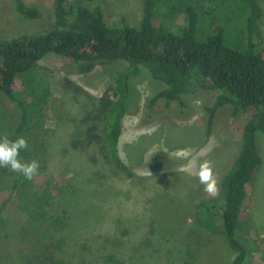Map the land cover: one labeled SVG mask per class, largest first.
<instances>
[{
    "label": "rangeland",
    "instance_id": "rangeland-1",
    "mask_svg": "<svg viewBox=\"0 0 264 264\" xmlns=\"http://www.w3.org/2000/svg\"><path fill=\"white\" fill-rule=\"evenodd\" d=\"M24 1L41 6L43 20L19 19L13 0H0L1 36L35 34L53 22L54 0ZM78 1L68 0L66 5ZM204 1L209 10L215 6ZM93 2L101 3L110 24L125 18L134 27L140 25L143 0ZM258 2L263 16L256 42L264 47V0ZM170 4L169 0L161 4L160 19L170 29H177L186 19L175 11L172 15L173 10L166 16ZM218 12L209 11L204 22L201 20L198 39L210 34L216 16L223 20L227 45L247 47L243 12L238 8ZM43 62L52 72L42 69L38 79H49L53 100L42 134L48 167L59 188L52 191L45 216L29 217L18 208L20 194L12 190L21 174L0 167V172L5 171L0 177V204L11 199L13 213L0 235V264H58L57 259L67 264H115L111 255L123 264H231L235 252L222 233L221 217L214 218L218 228L214 233L197 216L198 205L217 195L205 193L198 177L183 169L192 167L196 158L210 159L221 183L238 153L249 113L235 112L230 104L222 106L208 136L206 108L213 105L215 91L185 95V108L172 103L166 109L160 101L154 111H148L147 100L166 84L142 67L131 81L130 109L118 146L120 157L134 174L128 176L106 157L107 151L100 152V142L91 143L86 135L89 126L100 127L101 121L89 116L97 115L101 98L113 92L116 71L127 63L98 64L82 73L77 65L56 63L51 57ZM66 79L72 86L66 85ZM0 117V135L10 137L19 114L1 92ZM85 118L87 124L82 121ZM259 147L264 158V133L259 135ZM201 152L207 156H200ZM250 184L239 233L250 249L247 264H264V163Z\"/></svg>",
    "mask_w": 264,
    "mask_h": 264
},
{
    "label": "trees",
    "instance_id": "trees-1",
    "mask_svg": "<svg viewBox=\"0 0 264 264\" xmlns=\"http://www.w3.org/2000/svg\"><path fill=\"white\" fill-rule=\"evenodd\" d=\"M67 1L54 0L53 22L45 31L11 38L0 35V92L14 103L19 114L10 138L26 137L28 147L21 151L20 159L40 163L39 172L33 179L20 175L13 181V192L21 196L18 208L29 217L45 216L52 191L59 188L48 167L42 134L53 100L49 79H38L42 69L48 68L46 70L52 72L43 61L51 57L56 63L75 64L82 73L91 72L98 64L124 61L127 65L116 71L112 94L106 92L97 115L89 116L91 119L97 117L101 121L100 127L89 126L86 135L89 142H100V152L107 151L106 157L128 176L134 174L120 157L118 146L123 120L130 109L131 81L142 67L166 84L165 89L147 100L148 111H154L160 101H164L166 109L172 103L185 108V95L198 90L215 91L217 96L213 105L206 108L208 136L222 106L230 104L235 112L249 113L238 153L221 179L219 193L213 200L201 202L197 208L200 223L214 233L218 231L214 218L221 217L222 233L235 252L231 264H247L250 249L244 244L239 229L248 187L264 163L259 147V135L264 133V47L256 42L263 9L258 0H206L215 5L210 10L204 0H169L171 4L167 6L170 9L166 16L173 10L172 15L175 11V15L186 19V24L177 29H170L160 19V7L165 0H143L138 27L130 25L125 18L121 23L110 24L100 2L79 0L75 5L67 6ZM13 6L19 19L44 18V9L37 4L13 0ZM235 8L246 18L247 47L227 45L221 25L223 20L216 16L209 26L210 34L203 40L198 39L201 20L204 22L209 11L218 15L219 10L232 12ZM65 83L72 86L69 79ZM86 120H82L84 124H87ZM4 173L0 172V177L3 178ZM11 214V199H7L0 204V235ZM109 258L115 264H123L113 255ZM56 262L67 264L60 259Z\"/></svg>",
    "mask_w": 264,
    "mask_h": 264
},
{
    "label": "clouds",
    "instance_id": "clouds-1",
    "mask_svg": "<svg viewBox=\"0 0 264 264\" xmlns=\"http://www.w3.org/2000/svg\"><path fill=\"white\" fill-rule=\"evenodd\" d=\"M27 147L28 140L24 136L11 139L7 133L0 135V167L19 173L25 179H33L39 172L40 163L37 160L26 162L20 159L21 151L27 149ZM200 156L206 157L207 152H201ZM183 171L198 177L205 193L213 197L219 193L220 181L214 171L212 160L196 158L192 163V167H186Z\"/></svg>",
    "mask_w": 264,
    "mask_h": 264
}]
</instances>
